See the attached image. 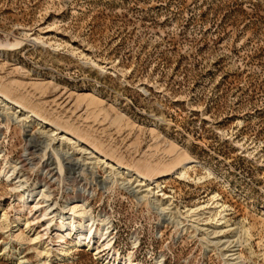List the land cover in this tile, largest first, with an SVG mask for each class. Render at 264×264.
Segmentation results:
<instances>
[{"label": "rangeland", "instance_id": "obj_1", "mask_svg": "<svg viewBox=\"0 0 264 264\" xmlns=\"http://www.w3.org/2000/svg\"><path fill=\"white\" fill-rule=\"evenodd\" d=\"M0 45V91L115 162L149 164L148 177L179 157L199 163L191 180L160 181L181 213L177 226L103 168L60 166L37 126L0 115V172L14 175L0 176V264H102L84 249L57 261V239L47 259L24 226L8 232L3 214L45 234L29 211L17 215L18 181L46 184L36 191L57 213L85 197L97 220L112 216L115 249L136 264H227L197 233L213 227L216 210L186 214L218 194L229 236L250 233L243 264H264V0H0Z\"/></svg>", "mask_w": 264, "mask_h": 264}, {"label": "bare ground", "instance_id": "obj_2", "mask_svg": "<svg viewBox=\"0 0 264 264\" xmlns=\"http://www.w3.org/2000/svg\"><path fill=\"white\" fill-rule=\"evenodd\" d=\"M36 41L38 43L40 42L39 39H36ZM0 115L8 121L21 126L24 130L30 128L31 126H37L40 129L41 135L46 139V148H48V150H52V157L54 156L57 159L60 166L63 165L65 160L70 162L73 169H83L84 171L85 169H91L94 171L99 168H103V171L109 173L107 176H109V180H111L110 182L113 183V185H119L122 190L137 199V201L148 204L165 218L177 221V226H182L184 221L181 219V213L177 212V208L175 211V208L172 207V197L168 196L164 192L165 187L160 181L172 176H177L186 181L189 179L191 180L190 172L194 165L199 164L198 162L189 157L178 156L179 158H177V164L173 168L163 171L160 174L158 173L155 177L150 176V178L146 175V171L148 172L151 170V166L149 164L139 165L138 170L125 167L112 160L101 149L97 148L93 144L86 142L81 137L74 135V133L72 134L67 129L60 128L56 123L43 118L44 116L41 117L42 115H37L36 112L29 110V107L23 106L1 91ZM70 145H74L73 149L70 148ZM29 156H25L26 160L21 162V168L26 167V163L29 160L27 157ZM157 172L154 173L153 170L152 175L154 176ZM82 173L84 172L82 171ZM12 175L6 170L0 172V176L7 178L8 182L14 181L12 180L14 175ZM210 176H213V174L210 173ZM202 180H205V178H200L199 183L202 182ZM45 185L44 187H37L30 190L25 188V183L23 181H18L16 183V187L12 188V191L18 194L14 201L15 209L18 213L17 215L22 214L24 211H29L32 218L35 217V220H40L43 223V232L45 234L43 235L41 232L35 231L32 228V223L28 219H26L23 223L20 217L17 216L15 221H11L6 214H3L1 215V219L8 229V232H12L18 227V225L24 226L28 233L31 234V241L33 242V245L42 249L41 255H45L47 259H50L53 256L52 249L50 248V245L47 244V241L52 242L54 239H57L60 247L57 249V255L54 256L57 261L65 259L71 250L84 249L90 252L94 258L102 264H136L133 260L134 257L132 254L127 258H124L118 251H116V238L112 236V216L110 217L108 215H104L97 220L96 217L87 212L86 208L88 205H86L87 199H85V197L74 198L71 202L67 203L66 207L62 208V210L57 213V209L53 208V203L52 205H43L44 203L50 202L48 201V198L50 197L45 196V194L40 198V196H42L40 195L41 192L36 191L40 188H45ZM44 192L46 191H43V193ZM220 197L221 196L218 194L214 195L207 204L201 205L196 209H188L186 211L187 218L195 219L202 214V212L214 210L215 213L216 210L214 219L210 217L213 219H211L212 221H216V223L212 224L213 227L211 226L212 228L205 230L203 228V230H200L196 227L198 228L197 233L199 231L203 232V236L205 235L208 241L207 246H215L217 250H219L220 254H222L225 258L227 264H243L245 261L242 254V249L244 248L242 247L246 237L248 238L250 233L248 230H245L244 227H239L234 230L233 236H229L230 231L232 230L229 229V221L227 220L228 215H226L229 207L225 206L224 203L221 204ZM192 221L194 220H191V222ZM53 227H55V231H53ZM242 233L245 237L244 241ZM50 234L53 238L49 237ZM21 237L23 236L21 235ZM203 239L205 238L203 237ZM68 241H71V243L69 244ZM164 259L157 261L156 264H165Z\"/></svg>", "mask_w": 264, "mask_h": 264}]
</instances>
